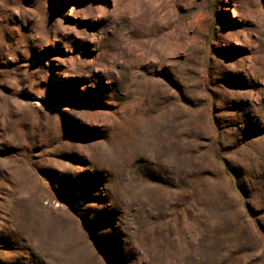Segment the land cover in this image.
I'll return each instance as SVG.
<instances>
[{"label": "rangeland", "instance_id": "rangeland-1", "mask_svg": "<svg viewBox=\"0 0 264 264\" xmlns=\"http://www.w3.org/2000/svg\"><path fill=\"white\" fill-rule=\"evenodd\" d=\"M0 264H264V0H0Z\"/></svg>", "mask_w": 264, "mask_h": 264}, {"label": "bare ground", "instance_id": "bare-ground-1", "mask_svg": "<svg viewBox=\"0 0 264 264\" xmlns=\"http://www.w3.org/2000/svg\"><path fill=\"white\" fill-rule=\"evenodd\" d=\"M191 28L196 32H199L201 30V20L191 23Z\"/></svg>", "mask_w": 264, "mask_h": 264}]
</instances>
